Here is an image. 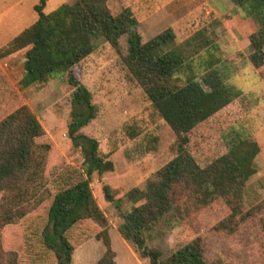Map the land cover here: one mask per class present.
I'll list each match as a JSON object with an SVG mask.
<instances>
[{
    "label": "trees",
    "instance_id": "trees-1",
    "mask_svg": "<svg viewBox=\"0 0 264 264\" xmlns=\"http://www.w3.org/2000/svg\"><path fill=\"white\" fill-rule=\"evenodd\" d=\"M46 1L34 6L37 20L0 49V58L25 50L24 87L67 72L73 86L68 137L83 162L78 167L60 157L27 105L0 117V264H72L75 249L91 238L105 247L97 264H116L110 221L91 188L95 173L102 177L114 166L102 155L99 141L81 131L97 116L98 108L75 74L79 62L94 51L96 33L119 54V39L128 34L127 53L121 54L127 77L142 88L175 136L172 158L145 187L121 193L102 183L104 200L122 219L118 232L148 264H242L209 262L201 235L166 257L145 237L168 212L185 219L218 199L228 212L213 225L215 231L235 233L264 211V199L249 208L244 202L259 150L252 133L236 128L245 114L247 96L224 81L210 49H205L209 57L199 73L192 72L185 80L177 76L190 67L191 52L199 54L206 47L203 31L182 44H175L172 28L145 40L132 0H120L118 13H113L110 0H69L45 13ZM231 1L258 25L249 35L253 50L249 61L264 78V0ZM163 46L168 49L162 50ZM221 95L229 100L218 107ZM219 114L233 120L218 135L192 147L191 132ZM124 200L136 205L123 211Z\"/></svg>",
    "mask_w": 264,
    "mask_h": 264
},
{
    "label": "rangeland",
    "instance_id": "rangeland-1",
    "mask_svg": "<svg viewBox=\"0 0 264 264\" xmlns=\"http://www.w3.org/2000/svg\"><path fill=\"white\" fill-rule=\"evenodd\" d=\"M67 1L69 0H47L44 12L49 13ZM139 1L132 0L133 13L138 20L143 21L142 28L138 27V30L148 40L152 34L148 32L149 22L144 21L147 14ZM213 1L223 14L234 7L235 10L230 9L234 15L230 23L232 25L228 24L226 27L212 18L195 22L192 32L203 31L202 37L208 43L205 48H201L203 50L199 54L191 52L194 57L190 67L177 76L185 80L192 72L199 73L202 64L209 57V52L205 49H210L217 60L215 67L222 69L220 73L224 81L245 93L249 99L245 114L236 125L237 129L248 134L259 128L261 123L259 117L248 114L247 106L252 104L255 97H262L260 99L264 100V82L249 61H238V55L241 54L240 49H251L248 37L258 25L255 20L245 18L244 12L231 0ZM38 3L39 0H0V49L37 20L38 14L34 6ZM119 3L120 0H110L113 13L119 12ZM240 20L242 26H237ZM185 37L186 34L177 35L175 44H182L188 39ZM93 40L94 51L79 62L75 67V74L92 93L98 113L81 131L99 141L102 155L112 160L114 168L102 177L95 173L91 188L113 228L111 236L113 249L117 252V264H148L147 259H142L137 254L133 256L136 262L131 256L126 241H123L117 231L122 219L116 207L104 200L102 183H109L121 193L133 187H145L147 181L156 176L157 170L172 158L171 145L175 136L170 126L152 107L142 88L127 77L121 54L127 53L128 34L119 39L121 54L100 34H94ZM197 43L199 42H195ZM167 49V46L162 47L164 51ZM24 61V49L0 58V117L19 106L27 105L40 120L47 138L60 157L80 167L83 162L82 154L72 149L68 137L73 86L67 72L56 74L46 83L24 87L21 84L25 72ZM237 69L242 74H237ZM228 100V96L221 95L217 106L221 107ZM232 120L231 117L219 114L197 126L190 134L192 147H198L205 140L218 135ZM135 132L137 134L131 136ZM244 199L246 208L262 201L264 179L258 180L257 176L252 175L247 182ZM135 205L124 200L123 211H130ZM227 212L225 203L220 199L185 219L170 211L151 230L145 232L146 242L149 246L160 249L163 257H166L194 236L201 235L209 262L264 264V211L243 224L235 233L215 231L213 225ZM104 249L100 240L91 238L82 245L78 252L80 259L77 258L75 263L95 264Z\"/></svg>",
    "mask_w": 264,
    "mask_h": 264
},
{
    "label": "crops",
    "instance_id": "crops-1",
    "mask_svg": "<svg viewBox=\"0 0 264 264\" xmlns=\"http://www.w3.org/2000/svg\"><path fill=\"white\" fill-rule=\"evenodd\" d=\"M139 2L144 7L145 13L147 14V17L144 21L149 22L148 32L152 34L150 38L157 36L159 33H161L163 30L167 28H172L176 36L186 34L185 38H189L194 34L192 32L193 30L192 26L193 24H195V22L198 23L200 20H205V19L209 20V18H212V20H219L226 27H228V24H230L232 19L234 18L233 13L230 11V9H234V7L233 8L230 7L229 12L223 14L222 11L216 6L213 0H149V1L140 0ZM133 6L134 4L132 5V10H133ZM242 19L244 21V18H241V20ZM241 20L239 21L240 24H238L237 26H242ZM138 21H139V29H140L142 28L143 21L142 20H138ZM248 41H249V37H248ZM240 52L241 54H239L240 56L238 55L239 57L238 61L239 60L249 61V56L253 52V50L240 49ZM250 64L255 68V66L251 62ZM237 70H238L237 74H242V71L240 69ZM256 71L259 73L262 81L264 82V78L261 75L260 71L258 69H256ZM260 98L262 97H257V98L255 97L252 104L247 106L248 114L250 115L252 114V116L254 117H259V119L261 120L259 128L253 129L251 132L252 137L256 140L257 145L259 147V150L254 157V167L256 169V173L254 174V176H257L258 180L264 179V100H261ZM248 101L249 99L247 100V102ZM112 230L113 228H110V236ZM111 240H112V236H111ZM124 240L125 239H123V241ZM82 245H80L78 248L75 249L73 253L72 264L78 263V262L75 263L76 256H78V252L81 249ZM126 245L130 250L131 256L132 257L136 256L135 251L127 241H126ZM112 246H113V242H112ZM104 252L105 249L99 255L95 264H97L98 260L103 256ZM116 258H117V252H116L115 261Z\"/></svg>",
    "mask_w": 264,
    "mask_h": 264
}]
</instances>
